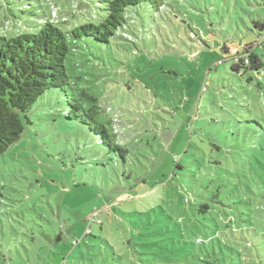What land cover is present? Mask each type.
I'll return each instance as SVG.
<instances>
[{
  "label": "rangeland",
  "instance_id": "374dc122",
  "mask_svg": "<svg viewBox=\"0 0 264 264\" xmlns=\"http://www.w3.org/2000/svg\"><path fill=\"white\" fill-rule=\"evenodd\" d=\"M41 1V20L67 31L87 20L80 4L97 10ZM138 11L126 34L80 40L67 60L127 160L68 118L63 92L43 95L0 156V264H264V0ZM4 15L0 0V34L25 30ZM246 44L259 72L232 69Z\"/></svg>",
  "mask_w": 264,
  "mask_h": 264
},
{
  "label": "trees",
  "instance_id": "16d2710c",
  "mask_svg": "<svg viewBox=\"0 0 264 264\" xmlns=\"http://www.w3.org/2000/svg\"><path fill=\"white\" fill-rule=\"evenodd\" d=\"M18 1H26V4L14 12L9 7L10 1L4 0L9 10V15L4 17L13 24L20 23L25 30L13 35L0 34V156L20 139L25 121L31 123L28 113L37 101L47 92L60 91L65 94L70 106L67 107L68 118L88 126L91 132L100 136L101 143L107 148L109 160H113V155L126 161L128 150L119 143L118 135L111 133L106 124L97 119L100 110L94 104L96 98L87 90L79 88V83L71 81L67 60L70 55L77 53L78 41L90 39L97 44L108 45L122 30L126 34L125 28L134 21V14L139 12L140 5L160 12L165 8L166 0H97V10L90 15L80 4L87 20L78 23L70 31L58 27L51 19L41 20L44 16L49 17L43 10L41 0ZM261 29H264V24ZM222 49L229 53L228 47ZM243 50L238 53L237 60L234 56L232 69L237 72H259L263 63L254 54L253 45L246 44ZM68 90L73 92L71 100ZM84 100L90 104L84 105ZM212 203L217 205L219 201H205L199 204L197 211L211 213L215 210ZM232 225L233 220L228 217L225 229L231 231Z\"/></svg>",
  "mask_w": 264,
  "mask_h": 264
},
{
  "label": "built area",
  "instance_id": "2783aa9c",
  "mask_svg": "<svg viewBox=\"0 0 264 264\" xmlns=\"http://www.w3.org/2000/svg\"><path fill=\"white\" fill-rule=\"evenodd\" d=\"M86 234H90V230H86Z\"/></svg>",
  "mask_w": 264,
  "mask_h": 264
}]
</instances>
